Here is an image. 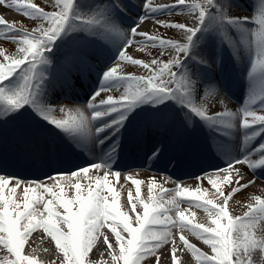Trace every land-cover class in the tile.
<instances>
[{
	"label": "snow or ice",
	"instance_id": "snow-or-ice-1",
	"mask_svg": "<svg viewBox=\"0 0 264 264\" xmlns=\"http://www.w3.org/2000/svg\"><path fill=\"white\" fill-rule=\"evenodd\" d=\"M0 5L15 8L26 17L42 21L32 32H27L17 29L15 22L10 23L0 16V38L11 40L19 46L17 56H8L0 51V56H3L5 61L0 63V107L9 112L18 111L24 105L33 102L39 87L37 65L45 62L42 53L50 51V45L65 27L76 20L86 25L98 21L93 16L84 18L77 15L74 12V0H54L53 7L58 10L51 12L26 0H11V3L7 0H0ZM144 8L146 15L140 18L135 27L131 28V35L143 37L145 45L153 48H172L185 57L194 36L205 23L208 10L218 9L220 6L217 0H205V3L191 4H186L185 0H176L171 5L161 4L152 7L151 0H145ZM184 8H187L189 12L199 9L196 18L198 27H187L183 23L169 24L162 20L156 22L162 27L180 30L186 37V43L163 39L137 30L139 24L143 23L146 18ZM221 15H223L222 11ZM227 19L229 23H241L248 18ZM45 22L47 27H45ZM253 22L259 25V29L252 35L257 47L264 50V6L253 17ZM132 43V40H126L124 47ZM119 61L139 65L148 70L149 75L147 77L120 76L117 67L109 68L104 74L101 88L93 95L88 107L92 110L93 120L110 116L112 113L117 115L106 122L103 127L96 128L97 133L104 131L105 128L118 127L125 119V113L138 102L145 100L175 99L205 121L228 128L233 127L232 121L236 119V113L224 111L208 115L206 109L193 104L190 99L192 86L180 71L183 60L179 57H173L167 61L153 59L149 64L133 59L122 48ZM174 69L179 71H174ZM16 78H19L17 83L9 86L8 82ZM121 83H126L127 88L119 98L108 95L106 99H100L98 104L95 103L102 91ZM36 110L42 119L64 132L87 133L88 131L87 117L78 109L75 115L70 114L69 110L66 118L61 120L51 115L54 111L52 107H37ZM61 112H65V109L61 108ZM240 113V126L249 133L245 136V142L247 143L254 136L264 137V115H258L248 106L241 109ZM253 152L259 156L258 160L251 158ZM228 164L229 167L236 164H247L253 171L258 166L264 167V144L258 145L241 158L230 160ZM90 169L96 170L94 176L89 175ZM102 170L103 175H100ZM219 171L218 169L217 172ZM222 171L225 173L222 177L223 181L230 182L227 174L229 168L226 167ZM236 172L242 180L243 174L239 169H236ZM110 173L117 180L121 177V172L112 171V168L104 162L92 163L67 173H57L56 176L50 175L48 179L53 181L52 184L42 181H22L19 177L0 174V246L15 257L11 260L6 259L3 264H38L36 259L22 254L27 238L37 229H43L44 233L54 241L56 249L62 253V264H86L88 253L94 247L100 235V229L105 225L115 236V246L109 242L107 236L104 237L112 264H120L121 261L122 264H141L143 259L154 255L161 245L167 244L172 239L173 228L190 231L210 247L212 254H205L191 244L183 234L180 235V241L195 257L197 264H251L250 249H254L259 243L261 250L264 251V240L258 242L254 238V233L249 232V228L257 220H264V199L261 197H253L259 204L258 208L249 205L250 212L245 213L243 217H233L227 210L231 193L229 196H223L218 180L211 176H208V182L215 188L217 194L223 196L222 205L207 198V189L202 190L197 187L193 190L181 186L179 182L175 189H164L160 186L162 194L169 196V199L164 201L163 195H153V189L157 187L154 178L148 183V201L146 202L141 195L143 181L136 179L133 175H126L124 179L131 181L135 186V197L131 190L128 192V203L132 211L136 210L137 203L143 208V214L136 215V226H133L129 215L121 210L120 193L112 186L109 179ZM195 178L202 179L200 176ZM167 179L169 178L166 177L165 180ZM81 180L89 181L88 185L82 186ZM251 183L253 181H248V184ZM248 184L240 185V187L246 188ZM21 188L22 196L18 194V189ZM66 188L74 189V195L69 196L65 191ZM239 190L238 187L233 189V192ZM105 192L110 194L111 200ZM46 196L49 198L46 199ZM185 201L190 207L194 205L203 208L209 217V224L194 223L193 219L185 215V211L180 208V203ZM165 204L168 206L166 207ZM58 209H63V212L61 213ZM172 212L174 215L169 214ZM192 215L194 218L195 214ZM61 225L66 226L67 231ZM122 233L127 235H122ZM176 251L177 248L173 246L171 249L173 264L177 261ZM246 256L248 259L244 258ZM157 264H160L159 257H157Z\"/></svg>",
	"mask_w": 264,
	"mask_h": 264
},
{
	"label": "bare ground",
	"instance_id": "bare-ground-1",
	"mask_svg": "<svg viewBox=\"0 0 264 264\" xmlns=\"http://www.w3.org/2000/svg\"><path fill=\"white\" fill-rule=\"evenodd\" d=\"M75 1L79 2L78 6H80L81 9L84 7L85 3L86 4L90 3V0H75ZM122 1H123V5L126 7L125 9H123L124 10L122 11L123 13L119 12L117 8L112 6L114 8L112 11L114 15L116 16V20H114L113 30L111 31L112 36L110 37V46L104 47L105 44L102 43L101 41H99V43H91L94 40V33L96 32V30L94 29H91L90 35L88 34L85 37L78 39V42L80 44H83V43L84 45L88 44L86 46L87 49L85 50L80 48L81 46L79 47V45L78 46L76 45L77 40H75L73 43V39L72 38L70 39L67 45L68 46L67 50L70 52V55L74 56L72 58L75 59L76 63L74 64L72 61L68 63V61H65L64 64H67V65L73 64V66L77 67V69H75L72 72L73 75H80L88 71L92 66L91 63L93 62V59L97 57H101V59L104 60V63H103L104 66L101 70V72H103V70L109 68V63L119 58L120 50L122 48L128 54L127 51H129V48L131 47V45L134 44V42H136L135 40H138L137 36L133 37L131 35V28L135 27L139 23L140 18L146 15L145 8H144L145 0H122ZM172 1L173 0H151V5L152 7H157L161 4L171 5V4H174V3H171ZM220 1L221 0H217L218 5H220L219 4ZM7 2L11 3V0H7ZM185 2L186 4L205 3V0H193V1L185 0ZM109 3H111V1ZM226 5L229 7L228 13L227 11H224L225 13L223 12V15H221L220 8L209 9L208 10L209 13H208V16L205 20L203 27L200 29V31L196 33V35L199 34L198 38L199 40H201V42L198 45L200 50L199 51L193 50V52L195 51L194 53H196L197 55H201V58H199L200 60L193 59L194 53L191 54L190 50L188 54L182 60H184V66H190L191 68L193 66V63L202 61L200 62L199 65L201 66L202 73L204 75L209 72V69H206V68H207V65H211V63L216 65V69H218L220 65L221 67L224 68L225 78L228 79L226 84H228L230 89H232L236 94H241V95L239 97L234 98L233 101H228L220 93H217V91L213 90L212 100H211L213 110L207 111V114L214 115L217 112H224V111L236 113L237 117L234 121H232L233 127L228 128V127H225L217 123H211V122L205 121L201 119L200 117L196 116L194 113H192L189 108L184 106V108L186 109V112L188 113V117L190 119V122H188L190 132L188 131L187 133L191 135L192 137L191 142L182 140V138H186V137H182L180 135L176 137V134L171 136L170 142L175 143L177 146L176 152L178 153V160L181 162V164L179 165L184 168L185 167L191 168V170H193V173L190 174V178H186L187 180H184V181H179V184L181 186L189 187L193 190L197 187H200L201 189H205V187L209 185L208 176H211L212 178H215L217 180H221L222 182H224L222 177L225 175V173L222 170L227 167L229 168V171L227 174L230 177V182H225L224 184L229 185L230 192H233V189L235 188H238V187L240 188L239 191H235V192H239L238 196L235 197L236 200H239L241 197H247V196L252 197V198L259 196L261 197V199H264V177L263 176L253 171L251 168L248 167L247 164H236L233 167H229L228 162L230 160H234L239 157L231 156L229 154L225 159H221V161L212 160L210 164L209 163L210 161L202 162L200 159H197V156H198L197 154L196 156H194L198 148L194 149L192 145L193 143L196 144L193 141V137L197 138L199 145H201V148L203 149L204 152L207 153L208 155L207 157H209L210 152L212 151L214 152V150L215 152H218V151L221 152V150L224 149L222 144L230 143L231 140L237 137L238 134H242L245 132L248 135L249 134L248 130L243 129L240 126V115H241L240 110L243 109L245 106H248L250 109L256 111L258 115H264V78L262 77L264 74H263L262 69H260V66H258V61H259L258 55H255V53H252L248 56H245L244 61L236 62L234 61V58L232 55L233 45L232 44L227 45L223 41L224 39H230V40L232 39L237 42V45H239L240 42H242L241 35L244 34V30L242 31L241 29H236L238 33L240 34V36H238V34L234 30V27L231 26L227 21L228 20L227 18H230V15H233V11L240 9L239 13L237 14L235 18H244L246 17L245 13L247 11H251L255 14L257 10H260V8L258 6L256 8L255 6H253L252 8L246 7V5L244 3H241L239 0H229V2H227ZM231 7H233L234 10H231ZM7 9L8 7L6 5H0V16H3L5 20H8V18L10 17L9 19L11 20L13 16L8 15L9 16L8 17L6 15ZM49 12H51V10ZM187 12H189L188 9L184 8L183 10H177L172 13H165L164 16L165 18L172 19L173 23H177L176 22L177 18ZM158 15L159 14H155L151 18H146L143 21V23L139 24V27L137 30L141 32H147L146 29H148L149 26H151V23H154L155 25L158 24L156 22L160 20L157 18ZM188 17L190 18L189 21L187 20L188 18L185 17V21H181L178 23H183L187 27H190V23L191 25L193 24L194 27L199 26L198 20H196L192 15H189ZM247 18L248 19L246 21H243L245 25L248 23H252L250 20L251 18L250 17H247ZM119 22L122 23V25ZM222 22L225 23V26H226V29L224 32L219 30V24ZM40 23H42V21ZM125 24L127 25V27L124 26ZM47 26L48 25L45 22V27ZM206 28L208 30H206ZM212 30L214 32H212ZM36 34L39 35V33H36ZM216 38H219L221 41H217ZM164 39L175 40L179 43L187 42L185 41L186 37L183 36L181 31L178 29H177V34L170 35L169 37L167 36ZM126 40H132L133 43L131 45L124 47ZM18 47L16 48V55L18 54L17 52ZM91 50L94 52V54L92 55L90 54ZM253 50L254 52H256L257 48L253 47ZM160 52L177 55V56L179 54L175 51V49H172V48L163 49ZM190 57H192L190 61L185 60ZM50 66H51L52 72H54L56 76H61V84L66 86L67 83L69 84L71 83V80H69V77L66 75V74L69 75L70 71L63 70L62 67L59 66V62L57 59L53 60ZM99 74L101 73L99 72ZM99 74L95 75V77H93V79H90V80H87V76L84 75V79L86 81L87 86L91 87L90 94L92 93L94 95L97 92V90L101 88L102 86L103 79L99 78ZM231 77H233V79L235 80L231 79ZM187 79L190 81L191 84H194L196 86L195 88H193V86L191 87L192 96L190 97V99H193L196 102V96L198 92L200 91L198 90V87L200 89L201 85L204 83V80H206V78L204 79L200 78V79L195 80L193 78L187 77ZM242 80H244V82ZM220 81H216V82H220ZM236 81H238V83L243 82V86L241 87L240 90L235 89L234 84H236ZM40 82L41 83L39 84V87L34 96V106H38V102L40 100L42 101L46 100V97H44L43 95V90H44V87L46 86V83H48L47 78H44ZM206 82H209V81H206ZM120 85H122L121 87H119V88H122L120 93L116 96L112 95L115 98H119L125 92V89L127 88V85L125 84H120ZM113 87H117V85H114ZM53 88L56 89L57 87H53ZM53 91L58 93L56 90H53ZM109 94H110L109 89L102 91L100 96L96 98L95 103L98 104L100 99H106ZM59 95L62 96V94H59ZM93 95H91V98L93 97ZM74 96H71L73 97L72 99H76V97H78L77 95L75 97ZM62 97H67V93H64ZM89 98L90 97H82L81 100L83 103L76 107V109H78L80 112L83 113L85 117H87V120L89 122L87 133L84 134L83 138L78 139L77 137H75L77 133L63 132V139H65V141L68 142L74 139L75 141L78 142L80 146H83V147L88 146L91 140L99 136V133H97L96 131L93 132V130L96 128L95 126H97L98 124L99 119L97 120L92 119L93 113H92V110L88 107V103L91 100V98L90 99ZM49 102L51 101L49 100ZM163 103L164 101L153 100L151 104L152 106L150 105L151 107L147 109V111H144V117L145 119L151 120V122H148L151 124V126L154 123L156 124L157 121L155 119H157L158 117L156 112H157V109L163 105ZM167 107L168 109H170V111L166 112L167 114L166 118L165 119L162 118V120L163 122L165 121V124L168 127H171V126H174V122L176 121L177 117H175V114L173 112H174V109H178V106H176L175 108V104L173 102H170L168 103ZM34 110L35 109H33L32 111H27V109H25L21 111L20 119H23L22 121H25L27 119V122L24 125H20L19 130L17 132L19 131L22 132L23 130H25L26 136H29L30 129H32L36 125L37 126H40L41 124L43 125L44 121L46 120L41 118L37 110L36 111ZM132 113L133 112L125 113L126 117L128 116L127 120L129 122L135 121V116ZM175 113L177 112L175 111ZM17 115H18V112H15L12 116H9V114H7L9 118H15ZM116 115H117L116 113H112L110 116H105V117L111 120ZM195 121L197 122L198 128L205 130L204 133H201V131L198 132V130H194L192 128ZM124 127L125 126L122 123L118 127H110L113 130H115L116 128L118 129L115 137H121L122 142L127 139L126 135L132 132V130L129 131L128 128H124ZM5 129L6 127L0 128L1 136L5 133L6 131ZM142 137H145L146 139H151L150 136L146 137V135L144 134L142 135ZM130 139L132 140L133 144H136L137 141L134 138H130ZM207 139L211 140L212 142H210L209 144L204 143L207 141ZM252 139H254V144H257L258 142H262V141L264 144V137L262 136H254ZM100 144L102 145L103 143H100ZM67 145H68L67 143H64L63 146L65 147ZM171 145L173 146V144ZM168 146L170 145L168 144ZM233 147L237 148V145H233ZM166 150H169V148ZM148 151L153 152L152 147H150ZM173 152H174V149L170 150V152L167 153L166 157L172 154ZM249 152H251V150ZM107 155L109 156L110 153H108ZM142 155H143L142 149L134 150L129 154V156H127L129 158H126V161H132L135 159H137L138 161ZM116 156L118 157V152L115 153V150H112L110 158L115 160L117 159ZM160 156L161 158H166L164 155H160ZM257 157L258 155H256L253 152L251 158L253 160H258ZM99 160H100V163L101 162L106 163L105 158L99 159ZM166 161H167V158H166ZM92 163L94 162H91V164ZM89 165L90 164H88L87 166ZM108 165L111 168L113 167L121 168V170H112V171L121 172V177L119 178V180H117L114 176H112L111 173L109 174V179L112 182V186L117 191H120V190L122 191V188L127 186V184H125L126 180L124 179L126 175H133L136 179L142 180L143 181L141 185L142 187H145L146 185H148L149 181L152 180L153 178L157 182V187L162 186L164 189H175L177 185V182L174 180H171L169 176H166V174L158 175L157 174L158 172L157 173L153 172L152 170L154 168L152 167L145 168V167L138 166L140 168H137L131 165L127 167L126 166L121 167V165H118V164H114L113 166H111L110 164ZM55 166L57 167V164ZM198 166H202L203 168L199 170ZM218 169L220 170L219 172H217ZM236 169H239L240 172L243 174L244 178L242 180L237 175ZM1 171L7 173V171L5 170H1ZM44 172L49 173V169H47ZM89 173L94 176L96 174V170L90 169ZM8 174L11 176H13V174L14 175H21V174L24 175L25 174L24 178L26 180L24 181H34L33 179L29 180L28 178H30V175L23 173V172H16V173L11 172L10 173L9 171ZM99 174L103 175V170ZM197 176L202 177V179L197 180L195 178ZM166 177H168L169 179L165 180ZM238 180H239V184H237ZM250 180L253 181V183L248 184V181ZM37 181L46 182V180L44 181L43 179H40ZM243 184H248V187L246 188L240 187V185H243ZM124 189L127 192L128 188L126 187ZM141 195L144 196V194H141ZM153 195H163L161 192V187L158 191L154 192ZM143 199L146 202L148 201V198L146 197L145 198L143 197ZM122 203H123L122 201L119 202L120 207L122 211L126 212L125 211L126 209L124 208V205ZM186 203L187 202L185 201V202H181L180 204H186ZM257 206H259V204L254 205L252 207L258 208ZM183 207H187L188 210L193 209L191 212L192 214L193 213L195 214L194 218H193V215L191 216L189 215V218L193 219L194 223H203L205 225L209 224L210 222L209 217H206V218L204 217L206 215H204L205 212L203 211V208H198V207H195L194 205L190 207L187 204ZM249 210L250 208L248 207L246 211H249ZM135 212L136 214L142 215L143 214L142 205L137 203ZM243 213H245V211L240 210L239 213L237 214L238 216H235V215L234 216L231 215V216L243 217L244 216ZM127 214L130 217V222L133 224V226H136V218L134 221L135 223H133L132 220L134 219L130 216L129 213ZM170 214L174 215V212ZM181 234H183L188 239V241L191 244L195 245L201 252L208 254V255L212 254L210 247L206 245L202 239L198 238L197 236L192 234L190 231L186 230L185 232L182 229H180L179 231L172 229V239L167 244L163 245L162 247L160 246V248L157 249L156 252L158 254L156 255L154 254V255L146 257L145 259L141 261V264H157V257L160 258V264H167V261H165L164 257H166V255H169L172 257L171 249L173 246L177 248L175 255H176L178 264H197L195 257L192 256L191 252L180 241L179 237ZM122 235L126 236L127 234L122 233ZM105 236H107L109 242L115 246V236L111 233L110 228H108L107 225H105V227L100 229V235L94 247L88 253V257L86 258L87 263L91 264V262H95V264H112L111 255L109 254L107 246L104 243ZM29 237H30V242L28 243L27 246L24 245V248L22 250L23 255H26L30 258H35L37 259V261L39 260L38 264H42L43 259H47L53 262L49 264H62V253H60L59 250L55 248L54 241H52V239L46 233H44L43 229H41L40 231L32 232ZM25 246L28 247L26 251H25ZM249 255L251 258V264H264V251L261 250L259 243L255 247V250L250 249ZM14 258L15 257L12 254L8 253L6 249L4 250V248L0 247V264H3V262L6 259L11 260ZM244 258L248 259L247 256Z\"/></svg>",
	"mask_w": 264,
	"mask_h": 264
},
{
	"label": "rangeland",
	"instance_id": "rangeland-1",
	"mask_svg": "<svg viewBox=\"0 0 264 264\" xmlns=\"http://www.w3.org/2000/svg\"><path fill=\"white\" fill-rule=\"evenodd\" d=\"M108 0H90V3L92 4L91 6H87V4L85 3L84 7L81 9L80 6H78L79 2L74 0V12L84 18H92L95 17L97 19V23L94 24H82L80 22V20H76L75 22H70L65 29L63 30V32L57 37V39L50 45V51H44L42 54L44 56L45 62L42 63L41 65L38 64V73L39 76H41V74H44V70H46V67L49 65V63L52 61L53 56L55 54L56 56V52L58 53V51H66L67 53H69V51L67 50L68 48V43L70 41V39H73V43L75 40H77L76 45L82 49H87V45L80 44L78 42V39H81L83 37H85L86 35H90L91 29L96 30V32L94 33V40L91 43H99V40L102 43H109L110 42V37L112 36V30H113V24H114V19L112 16V12H111V4L107 3ZM187 1H193V0H187ZM241 3H244L246 5V7H253L255 6V8L258 6L259 8H261L262 6H264V0H239ZM26 2H30L33 4H36L38 7L43 8L45 11H57L58 9H56L55 7H53L54 4V0H26ZM176 0H173L171 3H175ZM227 2H229V0H221L220 1V7H221V11L222 13L225 11V7L227 6ZM89 4V3H88ZM233 4V3H232ZM231 10H234L233 7H231ZM239 10H235L233 11V15H230V18H235L237 16V14L239 13ZM259 10H257L258 12ZM257 12L254 14L251 11H247L245 13L246 17H250L251 22L252 23H248L245 25L244 22L241 23H229L231 26L234 27L235 32L238 34V36H240V34L238 33V31L236 29H241L242 31L244 30V34H242V42H240L239 45H237V42L235 40H230V39H224V43L229 45L232 44L233 48H232V55L234 58V61H238V62H242L245 59V56H248L252 53H255V55H258V66H260V69H262L263 74H264V50H261L257 47L255 38L253 37L252 33L257 31L259 29V25L253 22V17L257 14ZM225 13V12H224ZM199 14V9L192 11V12H187L182 14L180 17L177 18V23L181 22V21H185V17H187L188 21L190 20V18L188 17L189 15H192L195 19L198 17ZM6 15H10L13 16L12 19L10 20L8 18V22H15V26L17 29H20L22 31H27V32H32V30L38 26V24L41 22L40 20H34L31 19L29 17H26L25 15H23L22 12H18L16 11L15 8H8L6 10ZM165 13L164 14H159L157 16L158 19L165 21L169 24H173L172 19L170 18H165ZM16 18V19H14ZM197 20V19H196ZM228 21V20H227ZM120 23V22H119ZM122 25V23H120ZM242 24V25H241ZM125 27H127V25H124ZM190 27H194V25L190 23ZM226 26L225 23H220L219 24V30L220 31H225ZM147 32L149 34L152 35H156L159 36L161 38H165V37H169L170 35L173 34H177V29L174 28H166V27H162L159 24H154L151 23V26H149L148 29H146ZM212 32H214L212 30ZM92 35V33H91ZM199 34L195 35L191 45H190V51L191 54H193L195 51H199V43L201 42V40H199L198 38ZM138 40H135L136 42H134V44L131 45V47L129 48L128 55L131 56L133 59H139L144 61L145 63H151V61L153 59H157V60H163V61H167L169 59H172L173 57H179L181 60L184 59L183 54H178L177 55H172V54H168V53H163L160 52L161 50H163L162 48H155L153 49V47L145 45L143 43L144 38L141 36H137ZM217 41H221L219 38H216ZM185 41H187L185 39ZM238 47H237V46ZM18 47L17 44L13 43L11 40L8 39H4V38H0V51H2L5 55L8 56H17L16 55V48ZM253 47L257 48V51L254 52ZM193 50H195L193 52ZM201 58V55H197L196 53L193 54V59H198ZM192 59V57L187 58L185 60L190 61ZM4 58L3 56H0V63H4ZM200 62L202 61H198L193 63L192 68L190 66H185L184 67V60L180 66V71L182 74H184L186 77H190L193 79H204L206 78V80H204V83L201 85L200 89L198 87V90H200L196 96V102L192 100L193 104H195L198 107H202L204 109H206L207 111H212V92L214 90V85L213 82L216 78H218L220 76V68L216 69V65L212 64L211 65H207L206 69H209V72L206 73L205 75L202 73V69L201 66L199 65ZM47 65V66H46ZM94 65V64H93ZM98 70L101 69L100 66H95ZM111 67H117L118 68V75L120 76H137V77H147L149 75L148 70H145L144 68H142L139 65H133L127 61H119V58H117L115 61L109 63V68ZM109 68L103 70V72H101L100 75V79H103L104 74L109 70ZM174 71H179L178 69H174ZM248 71V70H247ZM204 76V77H203ZM264 78V75L262 76ZM39 78V77H38ZM19 78H16L15 80H12L9 83V86L15 85L17 83ZM209 81V82H206ZM121 84H125L126 83H121ZM122 85L118 84L117 87H121ZM191 86H193V88H195L196 86L194 84H191ZM117 87H112L110 88V94L109 95H113L116 96L120 93L122 88H117ZM59 99L57 100H53L50 103H47L46 101H42L40 100L38 102V106H34V99L33 102L30 104H26L24 105V107L27 109V111H32L33 109H35L34 111H36V108H47V107H52L54 109V111L51 113V115L57 119V120H61V119H65L66 118V113H69L70 110V114L75 115L76 114V107L78 105H76L75 102L70 101L68 99H64L58 96ZM152 101L153 100H145V101H141L138 102L133 108H131L130 110H128L126 113L130 112V111H134L136 114L138 111H147V109H149L152 105ZM173 102L174 104H177L180 106V112L181 115L184 116V123H186V127L189 130V123L190 119L187 116V112L186 109L184 108V105H182L181 102L175 100V99H168L164 101L163 105H168V103ZM151 105V106H150ZM20 108V109H22ZM61 108L65 109V112H61ZM2 109V107H0V110ZM24 109V110H25ZM4 110V109H2ZM1 110V111H2ZM6 111V110H5ZM8 111H6L7 113ZM215 115V114H214ZM13 118H10V120L8 121H4L1 114H0V128L2 126H6V125H10V124H15V122L13 121ZM16 124L15 126H18V121L16 120ZM203 121V120H202ZM106 122H101L98 123V125L96 126L97 128L99 127H103V125ZM194 130H198V126H197V122L195 121L194 125L192 126ZM96 129V128H95ZM201 132H205L203 131V129H201ZM199 132V131H198ZM81 134V133H79ZM89 175H91L89 173ZM93 176V175H92ZM57 179H60V177H57ZM82 186H86L88 185L89 181L87 180H81L80 181ZM46 184H52L53 181L47 179L46 182H44ZM219 183V187L221 188L222 192H223V196H229V194L231 193V196L228 199V203H227V210L229 211L230 215H235L238 216L237 214L239 213V211H245V213L250 212L251 209L249 211H246L247 208L249 207V205H258V202L256 200H254L252 197H241L239 200H236V196H238L239 192H230L229 191V185L224 184L225 182H222L221 180H218ZM125 184H127V192L123 187L122 191H118L120 193L119 195V202L122 201L124 208L126 209L125 211L127 213L130 214V216L134 219L132 220L133 223H135V218H136V212L132 211L131 205L128 203V192L129 190L132 191L133 197H135V186L130 183V181H125ZM94 186V184H93ZM160 189V187H156L153 189V193L158 191ZM205 189H207V198L208 199H213L214 202L218 205H222L223 204V196H220L219 194L216 193L215 188L209 183L208 186L205 187ZM124 190V191H123ZM204 190V189H202ZM65 191L68 193L69 196L74 195V189H69L66 188ZM18 194H20L22 196V188L18 189ZM86 194V192H85ZM141 194H144V198H148V185H146L145 187L141 186ZM105 195L108 196L109 200H111V196L110 194H107L105 192ZM174 195V193H173ZM121 197V199H120ZM49 198L46 196V199ZM169 199V196L167 195H163V200L167 201ZM180 199V198H178ZM187 205H189L188 203H186ZM186 204H180V208L181 210L185 211V215H192V210H188L187 207H183ZM229 205V207H228ZM165 206L167 207L168 205L165 204ZM259 207V206H257ZM234 209V210H233ZM61 213L63 212V209H58ZM122 210V209H121ZM204 211V210H203ZM205 212V211H204ZM243 213V214H245ZM170 214V213H169ZM206 216H204L205 218L208 217L207 213L205 212ZM61 227L67 231L66 226L61 225ZM41 229H37L35 231H40ZM173 230H177L179 231L180 228H173ZM186 232V230H183ZM34 232V231H33ZM249 232L250 233H254V238L257 241L260 240H264V220H257V222L251 226L249 228ZM30 242V237L27 238L25 245L27 246L28 243ZM165 245V244H164ZM25 246V251L28 247ZM163 245H161L162 247ZM3 248V246H0ZM56 248V247H55ZM5 250V248H4ZM251 250H255L251 249ZM158 254L157 252L155 253V255ZM165 261H167V264H173L172 261V257L169 255H166ZM35 259V258H34ZM37 260V259H36ZM39 261V260H38ZM37 261V262H38ZM122 262V261H121ZM120 262V264H122ZM49 263H53L52 261H49L47 259H43L42 264H49ZM86 264H90L87 263ZM176 264H178V261H176Z\"/></svg>",
	"mask_w": 264,
	"mask_h": 264
}]
</instances>
